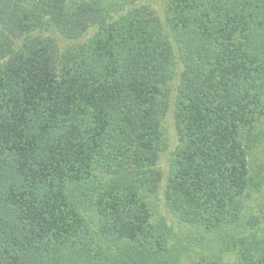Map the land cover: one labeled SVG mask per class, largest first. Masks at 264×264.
Returning a JSON list of instances; mask_svg holds the SVG:
<instances>
[{"label": "trees", "instance_id": "1", "mask_svg": "<svg viewBox=\"0 0 264 264\" xmlns=\"http://www.w3.org/2000/svg\"><path fill=\"white\" fill-rule=\"evenodd\" d=\"M0 264H264V0H0Z\"/></svg>", "mask_w": 264, "mask_h": 264}]
</instances>
